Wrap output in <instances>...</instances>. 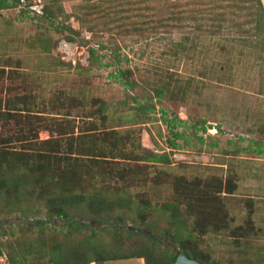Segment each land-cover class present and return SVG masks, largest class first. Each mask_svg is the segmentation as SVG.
I'll use <instances>...</instances> for the list:
<instances>
[{
  "label": "rangeland",
  "instance_id": "1",
  "mask_svg": "<svg viewBox=\"0 0 264 264\" xmlns=\"http://www.w3.org/2000/svg\"><path fill=\"white\" fill-rule=\"evenodd\" d=\"M46 6L54 20L44 19ZM262 8L257 0H21L0 8L3 249H27L31 263L45 264H53L54 240L90 251L92 228L69 237L64 218L85 219L88 197L104 196L123 206L148 202V220L164 227L208 229L192 243L219 264H264V152L255 150L264 149V39L248 31L251 10ZM26 174L45 175L48 187L14 204L23 192L15 182ZM69 192L78 198L62 203ZM18 206L33 223L53 222L20 231ZM222 213L228 228L219 230L212 219ZM108 228L94 237L108 258L148 242L125 228L119 240ZM100 255L90 253L88 264H101ZM0 264L12 263L0 252Z\"/></svg>",
  "mask_w": 264,
  "mask_h": 264
},
{
  "label": "trees",
  "instance_id": "2",
  "mask_svg": "<svg viewBox=\"0 0 264 264\" xmlns=\"http://www.w3.org/2000/svg\"><path fill=\"white\" fill-rule=\"evenodd\" d=\"M257 2L260 4L262 8L261 0H257ZM21 3V0H0V8H10V7H16ZM29 4H27V7ZM44 19H52L56 17L55 12L51 11L48 6L44 7V13H43ZM251 23L252 26L250 27L251 30H248L249 32L254 33V40L255 39H264V9L261 10H251ZM57 29L61 30L62 28H59L57 26ZM246 38V35H244ZM72 41H75V38H71ZM257 41V40H256ZM103 46L102 44H100ZM90 53L92 57L98 58V55L96 54V47L95 46H89ZM111 64V63H110ZM112 65V64H111ZM123 74L127 76L128 71H123ZM128 79V78H127ZM159 94H162L160 91ZM146 105H140L141 109H144L146 112L150 111L151 109ZM165 120H168L166 117ZM170 122L172 121H178V118H173L172 120H168ZM207 120H200L197 122L196 125H199L201 123V126L203 127L205 122ZM176 123H174L175 125ZM173 125V126H174ZM176 136H182L179 132H175ZM171 144L174 147H178L179 144L176 142L175 139H171ZM260 142V141H258ZM258 152H264V149L259 147L255 149ZM151 159H156L159 161H163V159H168L167 154L157 155L154 154V156ZM40 169L41 167L38 166ZM11 167H9L8 170H10ZM7 170V169H6ZM42 170V168H41ZM12 171H14L12 169ZM11 173L7 174V176H11ZM24 180H16V187H19V190H23V192L16 197V201L14 204H17L20 200H24V198H36L39 196V198L44 197V190L48 187L46 184V176L42 175H24L20 177ZM220 185V184H219ZM219 191L222 190V187L216 188ZM214 189V192L216 191ZM228 191H233L234 186H230L227 188ZM39 190H42L43 192L39 194ZM36 193V194H34ZM213 191H208V194H206L203 198V202L206 205L207 212L205 213V216L211 217V213L213 211V205H215V194H212ZM59 194L58 190L51 191V194ZM74 195V196H73ZM76 194L74 192H69L67 196H63L60 198L62 203H69ZM54 196H50V199H52ZM78 198V196H76ZM38 199V198H37ZM82 200V199H81ZM80 200V201H81ZM80 201L77 202L80 203ZM83 207H87L92 214L85 215V219L80 218V220L74 219V217H68L64 218V220H67L65 225H67V234L69 237H71V234H74L76 232H79L83 229H89L92 228L91 234H93V240L91 239L90 244V251L88 252H78L76 249H71L69 246L66 248L63 246L62 242H57V240H54V243L52 244L53 252H49L50 257H52L50 263L53 264H88L90 261H93L90 259L89 255L90 253H96L101 254L99 257H96L94 260L96 262L102 263V261H107L111 259H118V258H130V257H144L149 262V264H175L176 258L178 254L185 250L187 254L193 258H197L205 262L206 264H219V262L215 259H212L206 254L203 250H198L193 246V241L197 237L195 234L196 231L207 232L208 229L199 228V225L196 224L195 227L192 229L189 225L185 226L184 224H181L178 227H171V226H162L157 219L148 220V217L146 216V209L147 204H141V206L130 204V202H127L123 205H119V202H115V198L111 197V202L108 200V198L104 196H97L96 198L88 197V200L83 204ZM217 207V206H216ZM18 212H21V216H19V220L17 222H13V224L17 225L19 227V230L21 231L23 229V225H28L30 228L37 227V226H46L48 223L53 222L52 217H48L47 220L44 218H38L34 223L29 221L30 219L29 210L24 209L18 206L17 208ZM23 211V212H22ZM59 214H67L64 209L61 208V211ZM212 218V217H211ZM8 218H2L0 216V236H6L8 234V230L4 228L5 224H8L7 221ZM87 219H91L93 221H96L98 225L91 223L89 224L87 222ZM226 216L222 213L221 216H217L212 221H214L216 228L219 230L227 229L228 227L224 225ZM108 223L106 226H103L102 228H99V224L103 225ZM222 223V224H221ZM229 223V222H226ZM219 224V226H218ZM12 225V224H11ZM10 225V226H11ZM37 225V226H36ZM113 227L115 231H117L114 235V237L118 236V239L120 240L121 232L123 231V228L126 229V233L128 237L132 238L134 236H140L145 235L148 239V242H142V244L139 245L138 250L133 251L131 253H126L120 251V254L108 258L105 256V252L107 251V246L103 243H96L94 237L97 235L98 231L100 232H108V230L111 231L110 228ZM243 230V227L240 226L238 228H235L233 230V233L236 234V236H240V232ZM109 233V232H108ZM26 242L17 240L16 244H24ZM46 243V242H45ZM170 245L173 247L170 248L167 245ZM5 245V244H3ZM26 246V245H24ZM104 248V251L99 252L101 249ZM42 251V250H41ZM40 251V253H41ZM0 252L2 254H5L7 256V260L10 261L12 264H45V263H31V255L27 252L29 250H21L18 252L19 254H15L14 252L7 253L6 250L3 249L2 244H0ZM122 252V253H121ZM29 254V255H28ZM29 257V258H28Z\"/></svg>",
  "mask_w": 264,
  "mask_h": 264
},
{
  "label": "water",
  "instance_id": "3",
  "mask_svg": "<svg viewBox=\"0 0 264 264\" xmlns=\"http://www.w3.org/2000/svg\"><path fill=\"white\" fill-rule=\"evenodd\" d=\"M175 264H206V263L200 259L189 256L185 250H182L178 254Z\"/></svg>",
  "mask_w": 264,
  "mask_h": 264
},
{
  "label": "crops",
  "instance_id": "4",
  "mask_svg": "<svg viewBox=\"0 0 264 264\" xmlns=\"http://www.w3.org/2000/svg\"><path fill=\"white\" fill-rule=\"evenodd\" d=\"M111 262H112V264L115 263L114 260H112ZM96 264H98V263H96ZM101 264H111V263H109L108 261H104V262L101 263ZM115 264H117V263H115ZM132 264H141V263L139 262V260H136V261H135L134 263H132Z\"/></svg>",
  "mask_w": 264,
  "mask_h": 264
}]
</instances>
